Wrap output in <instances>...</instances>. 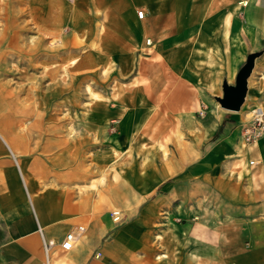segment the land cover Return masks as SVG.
<instances>
[{"label": "crops", "instance_id": "obj_1", "mask_svg": "<svg viewBox=\"0 0 264 264\" xmlns=\"http://www.w3.org/2000/svg\"><path fill=\"white\" fill-rule=\"evenodd\" d=\"M82 2L84 21L92 20L88 31L95 30L90 2L94 9L104 5L107 48L120 47L127 26L146 30L135 8L145 11L143 19L155 18L154 33L163 40L157 53L169 67L163 101L172 122H180L183 143L173 137L167 156L159 145L151 151L145 187L137 154L143 146L128 95L93 98L78 120L82 126L70 123L76 130L71 136L63 113L24 106L15 95L4 96L0 86V264H46L39 227L58 244L50 264H175L177 228L185 232L191 220L203 223L208 217L218 223L221 216L222 230L240 229L256 242L264 224V138L247 144L242 127L256 105L264 108V52L255 60L240 109L223 108L219 99L253 53L239 40H264V32L257 37L254 31L187 26L216 23L204 13L217 0ZM259 22L251 19V30ZM88 60L81 70H94V60ZM97 104L104 110L95 111ZM115 209L119 221L112 216ZM79 227L84 230L74 248L61 250L59 244Z\"/></svg>", "mask_w": 264, "mask_h": 264}, {"label": "rangeland", "instance_id": "obj_2", "mask_svg": "<svg viewBox=\"0 0 264 264\" xmlns=\"http://www.w3.org/2000/svg\"><path fill=\"white\" fill-rule=\"evenodd\" d=\"M45 1L32 0L30 8L28 0H0V27L6 24V19L11 21L17 19L16 23L12 21L16 25L19 22L31 20L27 27L29 31H26L23 36L29 39L48 37L44 48H48L47 46H50L55 37L63 39L68 44L70 41L74 42V35H76L86 42L74 43L72 47L68 44L66 47L71 49L59 51L56 54L57 57L51 59L43 57L35 63L39 64V67L20 64V58H14L10 54L12 52H8L7 65L6 67L1 66L2 71H0V86L5 93L4 96L15 95L22 105L31 106L37 111L41 110L48 114L63 113L67 126L72 122L82 126V122L78 120L87 111L90 106L89 102L93 98L101 101L106 98L107 101V97L114 100V97L128 95V110L137 114V128L140 134L137 143L138 146H143V152L138 151L137 154L138 160L139 158L143 159L144 186L146 187L150 183L149 174L152 170L149 166L153 159L151 151L158 145L160 146V142H165L166 145L174 143L173 137H177L178 142L179 139L182 140L179 142L182 144L184 137L182 133L179 137L176 135L179 131L182 132L180 122L177 118L175 123L172 122L174 116L163 101L164 92L167 91L169 67L166 63L167 57L157 53L161 47L160 42L163 40L156 37L154 33L155 18L140 19L146 27L145 31L142 27L138 29L127 26L123 31L120 47L107 48L105 18L104 16L95 17L97 11L91 7V2L90 9L92 11L89 10V12L95 19L94 31L87 30L92 26V20L84 21V12H79L78 7L83 3V7H85V2L82 0H47V4ZM244 2L247 4H241ZM215 5L214 8L209 6L204 14L217 18L214 20L216 23L203 21V24H187V26H193L198 30L216 27L217 30L224 32L231 30L246 34L255 32L257 37L260 32H264V25L261 22L264 15V0H255L252 3L249 0H217ZM259 5H262L261 10L257 8ZM103 6L101 5V8ZM46 10H50V12L43 13ZM73 10L75 11V27L70 24ZM139 10L143 9L135 8L137 17ZM41 15L46 16L49 20L43 34L39 33V21L35 23V19L39 20ZM255 17L260 22L255 25L256 30H251L250 20ZM13 34L12 32L11 35ZM149 41L151 44H148ZM167 42H165V46H167ZM239 43L244 49L252 50V54H259L256 59L264 52L263 39L256 38L253 41L241 39ZM6 50V46H4L2 51ZM249 55L251 54L246 57L244 65ZM75 57L80 59V65L77 69L66 72L64 66ZM88 58L95 62L93 71L81 70L82 64L89 61ZM51 64H57L56 72L53 75H44V66ZM130 82L133 83L130 84ZM112 106L114 105L112 104ZM103 110L102 105H96L95 111ZM134 126L133 130H136V125ZM75 131L74 127L69 126L71 136ZM134 133L136 135V132ZM132 144H136L135 139ZM127 150L128 158L132 159L136 156L135 152L131 151L130 142ZM217 218L219 219L218 223L211 221L209 217L201 224L200 221L191 220L185 232L179 231L177 228L175 264H185V262L186 264L188 262H190L189 264H264V224L262 229L258 227L255 235L257 241L254 242L250 234L244 231L241 233L240 229L237 233H233L229 227L222 230L223 223L221 221L224 219L221 216ZM226 229L229 230L226 231ZM185 238L186 242L184 243Z\"/></svg>", "mask_w": 264, "mask_h": 264}, {"label": "bare ground", "instance_id": "obj_3", "mask_svg": "<svg viewBox=\"0 0 264 264\" xmlns=\"http://www.w3.org/2000/svg\"><path fill=\"white\" fill-rule=\"evenodd\" d=\"M241 4H247L246 2L241 3ZM253 6V5H252ZM252 8V7H251ZM255 8V7H254ZM96 13H95V17L96 18H101L104 16V18H106V16L104 15V11L102 10V8L96 9ZM255 11V10H254ZM48 13L50 12V10H46L43 13ZM42 16V15H41ZM39 17V20L35 19V23H37V21H39L38 23L40 24L39 27V33L43 34V32L45 31V28L47 26V24L49 23L48 19L46 18V16H42ZM75 11L73 10L72 12V19L70 24L75 27L76 25V21H75ZM255 16V15H254ZM253 16V17H254ZM259 17V16H258ZM256 18V17H255ZM264 20V17H263ZM12 21L14 23H16L17 19H12ZM10 19H6L5 22L6 24L2 25V27H0V71H2V67H6L7 65V61L9 60V58L7 57L8 52H12L10 53L11 55L14 56V58H20L19 62L20 64H24L26 66H31V67H39V64H35L37 63L36 61L42 59L43 57H47L48 59H51L53 57H57V53L59 51H65L67 49H71L66 47L68 44L70 45V47L73 46L74 43L76 44H82L83 42H86L83 40V38L79 39L78 36L74 35V42L71 43V41L67 44L64 42L63 39H60L58 37H55L50 46H47L48 48H44L45 46V41L48 37H39V38H28V37H24V33H26V31H29V29H27V27L30 25L31 20H26L23 22H19V24H14ZM264 22V21H263ZM263 26V25H262ZM36 27V26H35ZM261 29V28H260ZM12 32L14 33L13 35ZM78 37V38H77ZM73 39V38H72ZM148 44H151V42L149 41ZM6 46V51H2V48ZM68 65V66H67ZM80 65V59L79 58H73L71 59V61L68 62V64H66L64 66V70H66V72H68V70H74L77 69L78 66ZM56 66L57 64H51V65H47L44 66V70H43V74L44 75H50V74H54L56 71ZM15 67V66H14ZM69 68V69H68ZM32 88V87H31ZM2 93H0L1 95ZM2 96V95H1ZM8 101V100H7ZM2 104H4L2 102ZM11 104V103H10ZM257 106V105H256ZM9 109V108H8ZM8 111V110H7ZM6 114V113H4ZM8 115V114H6ZM248 115V114H247ZM190 116V115H189ZM9 119V118H8ZM193 119V118H192ZM5 121V120H4ZM190 121V120H189ZM192 121V120H191ZM205 124V123H203ZM1 125V124H0ZM3 125V124H2ZM5 125V124H4ZM2 128V127H1ZM5 130V129H4ZM10 130V129H9ZM174 132V131H173ZM5 134V133H4ZM181 134V132L179 131L178 133H176V135L179 137ZM72 135V134H71ZM173 135V134H172ZM1 137V136H0ZM9 137H11V135H9ZM6 138V137H5ZM7 139V138H6ZM12 139V138H11ZM176 139H178L176 137ZM10 140V139H9ZM169 140V139H168ZM170 141V140H169ZM13 142V141H10ZM9 142V143H10ZM13 144V143H12ZM18 144V143H17ZM15 145V144H14ZM20 145V144H19ZM12 147V145H11ZM15 148V147H14ZM19 148V146H18ZM22 148V147H21ZM160 148L164 153V156L168 155V148L165 142H160ZM20 149V148H19ZM15 150V149H14ZM22 151L24 152V150L22 149ZM21 151V152H22ZM19 153V152H18ZM25 153V152H24ZM17 154V153H16ZM15 155V154H14ZM18 156V155H17ZM11 158V157H10ZM14 158V157H13ZM6 161V160H5ZM10 161V160H8ZM7 163V162H6ZM19 164V163H17ZM254 167V166H253ZM103 180V179H102ZM117 210V209H115ZM171 217V216H170ZM201 224V223H200ZM199 226V225H198ZM197 226V227H198ZM197 229V228H196ZM79 241V240H78ZM51 263V262H50Z\"/></svg>", "mask_w": 264, "mask_h": 264}, {"label": "built area", "instance_id": "obj_4", "mask_svg": "<svg viewBox=\"0 0 264 264\" xmlns=\"http://www.w3.org/2000/svg\"><path fill=\"white\" fill-rule=\"evenodd\" d=\"M144 16L145 11L139 10L138 17L140 19H143ZM250 112L252 114L250 120L246 122L242 127V138L247 144L256 143L257 141L264 138V108L258 105L255 106ZM200 113L201 115L204 114V112ZM251 164H253V162H251ZM112 216L115 221H119L120 212L115 210L112 212ZM83 230L84 229L82 227H79V233H76V231H72L67 234L65 239L59 244L60 249L67 252L71 251L78 241L79 234H81ZM39 232L42 235L43 248L46 259L45 263L50 264L51 255L53 254L54 249L57 248L58 244L54 240L46 239L43 235L41 227H39Z\"/></svg>", "mask_w": 264, "mask_h": 264}, {"label": "water", "instance_id": "obj_5", "mask_svg": "<svg viewBox=\"0 0 264 264\" xmlns=\"http://www.w3.org/2000/svg\"><path fill=\"white\" fill-rule=\"evenodd\" d=\"M259 54L249 55L246 64L239 71L236 84L229 86L224 84V97L219 99V102L223 108L238 111L243 104L248 88V79L252 74L255 66V59Z\"/></svg>", "mask_w": 264, "mask_h": 264}]
</instances>
